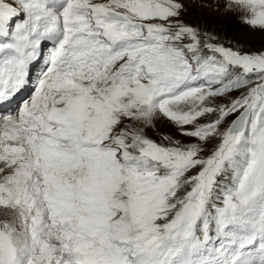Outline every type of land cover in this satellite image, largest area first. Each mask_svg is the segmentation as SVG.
Segmentation results:
<instances>
[{"label": "snow or ice", "instance_id": "obj_1", "mask_svg": "<svg viewBox=\"0 0 264 264\" xmlns=\"http://www.w3.org/2000/svg\"><path fill=\"white\" fill-rule=\"evenodd\" d=\"M225 6L264 29V0ZM184 11L0 0V106L55 45L0 119V264H264V52ZM158 118L187 141L150 138Z\"/></svg>", "mask_w": 264, "mask_h": 264}, {"label": "rangeland", "instance_id": "obj_2", "mask_svg": "<svg viewBox=\"0 0 264 264\" xmlns=\"http://www.w3.org/2000/svg\"><path fill=\"white\" fill-rule=\"evenodd\" d=\"M185 5L186 11L181 14L180 19L187 25L197 28L202 34H208L213 37L212 42L226 46L231 38L224 23L232 18H241L248 13L238 10L237 6H233L232 10L226 8V0H180ZM207 6H201V5ZM244 22V20H243ZM246 31L250 34L261 30L260 27H253L244 22ZM241 51V50H239ZM247 51V50H245ZM243 51V53H246ZM242 52V51H241ZM147 135L160 142L164 136H172L176 139L186 142L187 138L181 136L176 128L169 120L158 118L154 126L146 129ZM0 218H3L0 211Z\"/></svg>", "mask_w": 264, "mask_h": 264}, {"label": "trees", "instance_id": "obj_3", "mask_svg": "<svg viewBox=\"0 0 264 264\" xmlns=\"http://www.w3.org/2000/svg\"><path fill=\"white\" fill-rule=\"evenodd\" d=\"M228 33L231 35L229 43L226 47L234 50L245 51L250 54H258L264 52V29L250 34L246 31L243 19L232 18L224 23Z\"/></svg>", "mask_w": 264, "mask_h": 264}]
</instances>
